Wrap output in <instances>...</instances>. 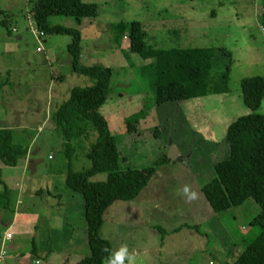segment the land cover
<instances>
[{"label":"rangeland","instance_id":"obj_1","mask_svg":"<svg viewBox=\"0 0 264 264\" xmlns=\"http://www.w3.org/2000/svg\"><path fill=\"white\" fill-rule=\"evenodd\" d=\"M36 1L0 0V128L13 129L15 142L29 146L31 155L27 156L33 161H26V156L10 166L0 160V177L10 189L0 203V252H6L3 264H75L90 254L89 245L81 239L68 244L56 233L60 227L50 225L64 215L74 220L80 238L86 224L82 194L65 181L66 139L55 127L52 114L74 86H91L94 80L74 71L67 50L70 35L41 34L32 14ZM84 1L97 4V16L80 22L71 15H54L49 20L80 30L82 65L113 69L109 96L99 112L118 139L123 161L142 166L161 153L168 157L137 198L116 200L107 208L101 235L110 241L112 252L121 244L134 249L137 264H210L211 260L234 264L239 251L258 232L251 221L260 207L249 198L219 212L224 220L216 225L218 221L209 216L218 213L201 187L215 176L213 164L228 155V124L250 111L241 79L264 75V23L259 15L264 0ZM240 8L245 9L241 16L236 14ZM133 20L143 24L146 42L154 47H213L212 73L218 75L230 64L229 91L157 104L152 78L142 72L151 60L131 53L129 38L115 40L113 24ZM258 112L264 113V97ZM131 118L138 123L129 133L127 120ZM137 132L138 140L132 144ZM96 137L91 131L89 140L80 141L72 158L74 170L92 165L86 153ZM196 168L205 172L197 173ZM106 177L104 172L91 179ZM185 185L197 193L196 198L184 195ZM7 201L9 206L4 207ZM207 222L235 240L237 247L227 245L225 258L211 252L222 247L225 236L212 233ZM182 224L179 230H171ZM7 229L12 242L2 241ZM194 249L199 257L192 263L186 255Z\"/></svg>","mask_w":264,"mask_h":264},{"label":"trees","instance_id":"obj_2","mask_svg":"<svg viewBox=\"0 0 264 264\" xmlns=\"http://www.w3.org/2000/svg\"><path fill=\"white\" fill-rule=\"evenodd\" d=\"M32 14L37 28L43 34L71 36L67 50L74 71L94 80L91 86H74L69 97L53 112L52 120L66 139V184L82 194L84 199L90 254L76 264H104V258L109 253L103 249L112 251L110 241L101 235L107 208L116 200L137 198L168 157L161 153L151 164L142 166H132L123 161L118 139L111 133L108 120L99 112V107L109 96L113 69L101 64L82 65L80 30L50 23L49 18L54 15H71L78 21L97 16V4L84 0H37ZM113 29L116 42L126 36L129 38L128 50L131 53L140 55L144 60H151L142 68V72L152 78L157 104L229 91L230 64L220 74L214 75L213 47H154L146 42L147 31L138 20L128 24L118 22L113 24ZM223 53L230 56V52L225 49ZM241 90L250 111L237 116L228 124V155L213 164L215 176L201 189L215 213L239 206L249 198L256 201L260 211L251 223L258 226V232L239 252L234 264H264V113L258 112L264 97V75L242 78ZM136 123L137 118L127 120L129 133L135 129ZM91 131L97 133L96 141L89 145L86 153L92 165L74 170L72 158L75 150L80 147L81 140L90 139ZM139 135L137 132L132 144L136 143ZM28 151V145L15 142L13 129L0 128V160L3 163L16 166L27 156ZM104 172L107 173L105 180L91 179ZM0 181L4 184V190L0 192L1 203L4 198H8L10 189L1 177ZM3 206H9V201Z\"/></svg>","mask_w":264,"mask_h":264},{"label":"crops","instance_id":"obj_3","mask_svg":"<svg viewBox=\"0 0 264 264\" xmlns=\"http://www.w3.org/2000/svg\"><path fill=\"white\" fill-rule=\"evenodd\" d=\"M242 1V0H241ZM236 2V1H235ZM238 2H240V0H238ZM237 3V2H236ZM244 3H246V2H244L243 1V4ZM245 13V9H239V10H237V12H236V14H238V15H243ZM259 15H261V20H262V22L264 23V3L262 4V6H261V9L259 10ZM80 22V21H79ZM262 28V31H264V27H261ZM123 38H127L126 36H124ZM81 42H82V40H81ZM40 109H38V111H39ZM29 154L31 155V152L29 151V153H28V156H29ZM28 156H27V159H25L26 161H28V162H30V163H33V161H32V159H30V158H28ZM196 172L197 173H200V174H202L203 172H205V171H203V170H199V168H196ZM206 174V173H205ZM197 176H198V174H197ZM202 188V187H201ZM202 190V189H201ZM42 192L43 191H39V193H41L42 194ZM44 193V192H43ZM54 196L55 197H57V199L58 198H61V196L58 194V193H54ZM18 203H19V205H21L22 204V201L19 199V201H18ZM143 203V202H142ZM83 206H84V203H83ZM82 206V207H83ZM159 208V206L156 204V206H155V208H154V210L155 211H157V209ZM83 209H84V207H83ZM65 211H67V209H65ZM215 213V212H214ZM80 214V213H79ZM83 215H84V212H83ZM58 216V215H57ZM60 216H62V212L60 213ZM210 218H211V220L212 221H214L215 222V220L216 221H218L217 222V224L216 225H218L220 222H219V220L220 219H223L224 220V218H223V216L222 215H220V213H218V214H213V215H211V216H209ZM84 218V220H85V217H83ZM75 222H74V220L73 219H66V216H62V218H55V221L54 220H52V223L50 224V225H54V228H59L60 227V229H55L56 230V233L58 234V236L59 237H61V238H64V239H66L67 241H68V244L69 243H71V241H78V240H80L81 239V241L84 243V242H86L87 244H88V242H87V227H86V224H84V222H83V226H82V229H81V237L79 238V235L77 234V232H76V227H75V224H74ZM207 224L209 225V227L213 230V232L212 233H216L218 236H225V242L222 244V247H215L212 251L210 250V247H209V250H208V252H206L207 254H209V252L211 251L213 254H215V255H217V256H221V257H224L225 258V254H226V247H227V245H230V246H233V245H235L236 247H237V244L235 243V240L233 239V238H231L228 234H226L225 233V231H224V229H220L219 227H215L212 223H208L207 222ZM103 225V224H102ZM184 224H182V225H180V226H175L173 229H171L172 231H177V230H179L180 228H181V226H183ZM187 225H190V226H192V227H196V224H188L187 223ZM220 225V224H219ZM38 225H37V223H36V227H37ZM63 226H65V229L63 228ZM102 228V227H101ZM44 229H46V227L44 228ZM8 231H9V229H7ZM10 232V231H9ZM4 235H5V233H4ZM49 235H50V233H49ZM48 235V236H49ZM239 240V239H238ZM2 241L3 242H12L13 241V236H12V238L11 239H5V237L3 236V239H2ZM240 252V251H239ZM239 254V253H238ZM203 255L204 254H202V257H203ZM219 256V257H220ZM238 256V255H237ZM195 257H199V255H197L196 256V254H195V249L193 250V251H191V253H190V255H186V258L187 259H190V260H192V263H194V260H196L195 259ZM203 259V258H202ZM78 261V260H77ZM77 261H76V263H77ZM227 262L229 263V260H227ZM75 263V264H76ZM223 263H224V259H223ZM210 264H213V261L211 260L210 261Z\"/></svg>","mask_w":264,"mask_h":264},{"label":"clouds","instance_id":"obj_4","mask_svg":"<svg viewBox=\"0 0 264 264\" xmlns=\"http://www.w3.org/2000/svg\"><path fill=\"white\" fill-rule=\"evenodd\" d=\"M183 193L189 200L197 197V193L189 185L184 186ZM103 251L109 253L104 258V264H137V253L134 249L130 250L127 244H121L114 252L108 248H104Z\"/></svg>","mask_w":264,"mask_h":264},{"label":"built area","instance_id":"obj_5","mask_svg":"<svg viewBox=\"0 0 264 264\" xmlns=\"http://www.w3.org/2000/svg\"><path fill=\"white\" fill-rule=\"evenodd\" d=\"M41 34H43V33H41ZM12 236H13L12 233L9 232L8 230L5 232V235H4L5 239H11ZM5 254H6L5 250H1V252H0V264H3Z\"/></svg>","mask_w":264,"mask_h":264}]
</instances>
